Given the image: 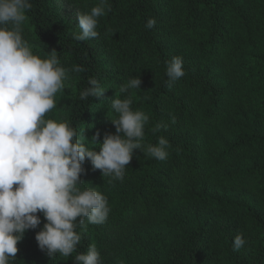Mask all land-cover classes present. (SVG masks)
<instances>
[{"label": "trees", "instance_id": "trees-1", "mask_svg": "<svg viewBox=\"0 0 264 264\" xmlns=\"http://www.w3.org/2000/svg\"><path fill=\"white\" fill-rule=\"evenodd\" d=\"M69 1L85 12L97 3ZM30 2L22 27L33 51L55 49L66 69L84 68L69 73L45 118L68 121L99 151L115 132L112 100L139 75L130 94L133 110L149 116L143 143L169 141L163 161L134 150L123 181L109 183L85 159L80 187L102 192L111 211L103 224L78 227L77 252L95 244L102 264H264V0H109L94 44L73 38L79 31L55 0ZM175 56L185 75L172 82L166 65ZM93 78L103 96L81 100ZM38 215L12 264H74L77 253L48 257L38 247ZM237 234L246 242L239 250Z\"/></svg>", "mask_w": 264, "mask_h": 264}, {"label": "clouds", "instance_id": "clouds-1", "mask_svg": "<svg viewBox=\"0 0 264 264\" xmlns=\"http://www.w3.org/2000/svg\"><path fill=\"white\" fill-rule=\"evenodd\" d=\"M31 7L30 0H0V264H12L26 230L40 225L38 213L45 223L35 239L48 257L77 253L74 264H102L95 244L86 252H77L82 240L78 227L85 220L103 224L111 211L102 192L80 187L84 183L80 179L83 162L87 158L93 168L110 177L109 183L123 181L134 150L163 161L168 156L169 141L161 136L156 144L143 143L149 116L133 110L130 94L141 89L139 75L120 86L123 98L112 100L117 115L110 120L115 132L104 135L99 151L87 147L68 121L46 119L57 106V93L65 89L69 73H80L84 68L77 65L66 69L55 49L46 57L33 51L22 27ZM110 10L109 0H97L90 11L77 12L80 32L73 38H98V18ZM155 24L156 20L149 18L145 27L150 29ZM166 75L172 82L185 75L181 57L167 63ZM105 89L93 78L79 96L81 100L101 97ZM92 138L98 142L97 136ZM232 243L239 250L246 242L237 234Z\"/></svg>", "mask_w": 264, "mask_h": 264}, {"label": "rangeland", "instance_id": "rangeland-1", "mask_svg": "<svg viewBox=\"0 0 264 264\" xmlns=\"http://www.w3.org/2000/svg\"><path fill=\"white\" fill-rule=\"evenodd\" d=\"M56 6L61 11L62 15L69 19V21L73 24L75 29H77L80 32L79 26L77 24V12H85L81 7L73 5L69 0H55ZM92 44L96 42V39H90ZM67 94L68 97L72 96L74 94V89L72 86L67 87ZM67 108V105L65 106V109ZM81 125V123L79 124Z\"/></svg>", "mask_w": 264, "mask_h": 264}]
</instances>
